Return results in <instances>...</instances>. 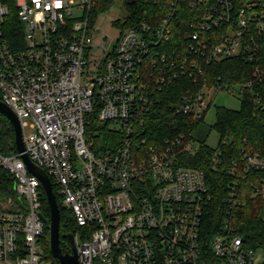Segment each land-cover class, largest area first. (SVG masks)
<instances>
[{"label":"built area","instance_id":"2783aa9c","mask_svg":"<svg viewBox=\"0 0 264 264\" xmlns=\"http://www.w3.org/2000/svg\"><path fill=\"white\" fill-rule=\"evenodd\" d=\"M95 2L0 0V101L21 124L24 153L46 173L56 202L72 217L79 263L264 264V249L247 244L227 218L208 233L206 177L184 161L202 144L197 129L165 138L144 154L140 117L157 92L183 76L197 83L203 64L238 57L251 63V80L202 84L176 98L175 113L200 126L216 94L234 95V87L241 94L260 86L256 104L264 108V65L253 60L264 44V11L246 0L234 13L231 0L206 4L190 20L189 59L179 64L159 47L170 38V19L158 27L142 22L123 29L115 19L117 36H98L89 18ZM28 122L33 137L25 134ZM105 128L120 142L103 143L99 134ZM212 152V169L234 178L228 213L247 181L251 198L263 204L264 220V155L242 150L228 160L219 145ZM0 171L13 181V194L0 202V264H56L46 252L39 180L17 152L0 153ZM61 239L63 254H70L69 241Z\"/></svg>","mask_w":264,"mask_h":264},{"label":"trees","instance_id":"16d2710c","mask_svg":"<svg viewBox=\"0 0 264 264\" xmlns=\"http://www.w3.org/2000/svg\"><path fill=\"white\" fill-rule=\"evenodd\" d=\"M206 1V2H205ZM233 12L242 7V0H231ZM249 3H255L256 11H264V0H246ZM114 0H96L89 13L91 22H96L99 16L107 12L113 5ZM219 6L216 0H123V7L126 15L118 24L122 29L136 26L142 22L150 23L158 27L164 19H170L171 35L168 41L162 43L159 47L162 53L165 52L179 64L189 59V35H191L190 20L192 16H200L205 12V5ZM195 5L198 8L195 9ZM14 18V16H12ZM155 27V28H156ZM210 35L211 32H206ZM204 34V35H205ZM203 36V34H201ZM210 46V43L207 44ZM258 55L253 60L254 64L264 65V44L260 46ZM176 57L179 60H176ZM263 57V58H261ZM188 62V61H187ZM204 61L202 62V64ZM204 74L198 76V82L190 77L183 76L176 83L172 84L162 92H157L155 98L150 102V110L144 111L141 118L144 120V132L142 137L146 140V145L141 148V152L147 154L155 146H161L164 139H174L179 134L189 136L192 129L200 126L194 123L192 117L178 115L174 111V105L178 101L176 98L184 95L187 91H193L202 84L209 86L214 83L219 85H241L251 80L252 65L246 58L238 57L225 59L220 62H214L204 66ZM186 69L189 70L187 64ZM146 71V69H145ZM149 75V71L147 72ZM149 81V79L147 80ZM260 86L243 90L240 99L239 110H230L224 107H216L215 123L211 127L219 134L218 145L221 147L223 156L227 159L238 158L244 151H257L264 155V108L256 104V91ZM207 113V112H206ZM204 113V116H206ZM197 135V133H196ZM103 143L108 141L112 144L120 142L121 137L111 132L109 129H103L99 134ZM198 137V136H197ZM197 153L193 157L184 158L185 165L192 168L201 169L206 177L208 191L210 195V204L206 211V227L209 234L217 232L220 222L227 218L232 224L233 231H236L242 239L253 248L264 249V220L262 216V202L251 198V190L246 183H242L239 189L238 204L234 206L232 213H228L227 203L229 200L228 187L234 178L226 175L225 172H217L212 169L211 156L213 154L206 144L205 140ZM222 142H225L222 144ZM0 153L10 156L16 153L14 132L10 122L0 114ZM13 181L10 175L5 171H0V198L5 199L13 194ZM45 217L49 219V208L46 198ZM57 204L60 210V232H71L75 225L72 217L62 208L59 199ZM49 232L45 228V238L47 242ZM46 252L48 257L56 264L50 251L48 242ZM60 247L63 245L60 243ZM64 249V247L62 248Z\"/></svg>","mask_w":264,"mask_h":264},{"label":"water","instance_id":"95a60500","mask_svg":"<svg viewBox=\"0 0 264 264\" xmlns=\"http://www.w3.org/2000/svg\"><path fill=\"white\" fill-rule=\"evenodd\" d=\"M0 114L10 122L13 128L16 152L20 154V158L25 164L28 172L39 180L44 191L50 213L49 219H45L44 221L49 232L47 242L49 244V250L52 257L56 259L60 264H80L78 261V254L73 243V234L71 232L66 234L60 233V210L56 202L53 186L50 182V179L41 168L30 162L27 155L24 153L25 149L22 127L18 118L12 112V110L1 101ZM61 238L67 239L69 241L71 245L70 254H63L60 248Z\"/></svg>","mask_w":264,"mask_h":264},{"label":"rangeland","instance_id":"374dc122","mask_svg":"<svg viewBox=\"0 0 264 264\" xmlns=\"http://www.w3.org/2000/svg\"><path fill=\"white\" fill-rule=\"evenodd\" d=\"M125 15L126 12L123 7V0H114V3L110 7V9L96 20L95 26L98 28L97 35L99 36V33L103 31L107 36L114 39L117 36V31L112 27V21L115 19L122 20ZM27 30V27L23 26V32H26ZM234 90H236V94L234 93V95L228 94L226 92H220L216 94V96L212 99L210 108L207 110L206 116H204L203 118L202 124L198 128V139L205 140V144L210 149L216 148L220 139L217 131L211 128L215 123L216 107H224L230 110H239L240 108V99L242 95L238 93L236 87H234ZM25 134L28 137H33L35 134V130L30 127L29 122L25 126ZM244 183H246L248 188H250L249 182L246 181ZM7 199L8 197L5 199L0 198V202H2L1 204L4 205ZM61 240L62 242H64L63 239Z\"/></svg>","mask_w":264,"mask_h":264},{"label":"flooded vegetation","instance_id":"af4514ba","mask_svg":"<svg viewBox=\"0 0 264 264\" xmlns=\"http://www.w3.org/2000/svg\"><path fill=\"white\" fill-rule=\"evenodd\" d=\"M67 232H62V234H66Z\"/></svg>","mask_w":264,"mask_h":264},{"label":"crops","instance_id":"0c3cea01","mask_svg":"<svg viewBox=\"0 0 264 264\" xmlns=\"http://www.w3.org/2000/svg\"><path fill=\"white\" fill-rule=\"evenodd\" d=\"M61 233V232H60ZM62 234V233H61Z\"/></svg>","mask_w":264,"mask_h":264}]
</instances>
